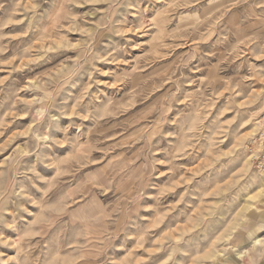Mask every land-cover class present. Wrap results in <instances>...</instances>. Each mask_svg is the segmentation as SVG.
<instances>
[{"label": "rangeland", "instance_id": "obj_1", "mask_svg": "<svg viewBox=\"0 0 264 264\" xmlns=\"http://www.w3.org/2000/svg\"><path fill=\"white\" fill-rule=\"evenodd\" d=\"M264 0H0V264H264Z\"/></svg>", "mask_w": 264, "mask_h": 264}, {"label": "built area", "instance_id": "obj_2", "mask_svg": "<svg viewBox=\"0 0 264 264\" xmlns=\"http://www.w3.org/2000/svg\"><path fill=\"white\" fill-rule=\"evenodd\" d=\"M259 139H260L259 146L261 149L257 151V153L254 154L255 156L254 159H255L257 167L260 170L264 171V130L262 131Z\"/></svg>", "mask_w": 264, "mask_h": 264}, {"label": "bare ground", "instance_id": "obj_3", "mask_svg": "<svg viewBox=\"0 0 264 264\" xmlns=\"http://www.w3.org/2000/svg\"><path fill=\"white\" fill-rule=\"evenodd\" d=\"M259 145V144H258Z\"/></svg>", "mask_w": 264, "mask_h": 264}]
</instances>
